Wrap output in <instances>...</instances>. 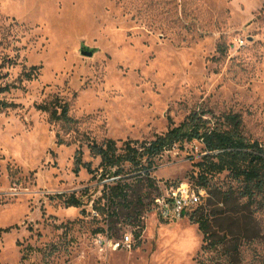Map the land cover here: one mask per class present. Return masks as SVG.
<instances>
[{
    "label": "rangeland",
    "instance_id": "374dc122",
    "mask_svg": "<svg viewBox=\"0 0 264 264\" xmlns=\"http://www.w3.org/2000/svg\"><path fill=\"white\" fill-rule=\"evenodd\" d=\"M4 60L0 85L14 87L0 98L18 106L0 112V264H264V196L241 198L228 172L208 182L224 192L215 244L191 214L167 222L153 210L169 186L196 185L197 141L156 158L103 215L93 209L112 179L74 170L79 150L98 168L90 142L151 140L201 110L241 116L244 136L264 144V0H0ZM32 66L38 77L22 79ZM55 96L78 120L77 132L61 130L70 145L37 109ZM71 195L83 205L69 206ZM127 233L132 248L114 249Z\"/></svg>",
    "mask_w": 264,
    "mask_h": 264
},
{
    "label": "trees",
    "instance_id": "16d2710c",
    "mask_svg": "<svg viewBox=\"0 0 264 264\" xmlns=\"http://www.w3.org/2000/svg\"><path fill=\"white\" fill-rule=\"evenodd\" d=\"M6 62L12 64L11 60ZM6 62L4 60L0 67ZM39 70V66H32L29 70L25 68L22 79L27 81L36 79ZM11 86L0 85V94L10 92ZM17 106L15 102L0 98V112ZM37 109L47 113L50 122L59 126L58 144L70 145L76 142L65 138L61 133L64 129L65 134L69 136L78 131V120L71 115L67 102L55 96L38 104ZM209 114L206 110L191 112L179 125L169 127L166 133L155 135L151 140H127L120 145L117 140L111 138L100 143L90 142L88 144L90 154L100 159L97 169H92L90 162L83 161V152L79 150L76 155L75 172H79L84 167L89 173L99 175L100 180L112 179L111 182L103 184L104 207H94V210L103 215L106 213V205L128 202L133 184L149 179L156 167V158L176 146L183 148L185 144L197 141L202 145L204 155L200 162L195 163L199 168L196 186L207 187L209 191L206 202H202L189 214L200 225L208 245L215 244V240L212 241L214 235L211 234L210 221L213 207L218 204L224 192L222 187L216 184L208 186V182L213 181L217 174L228 172L235 180L242 183L239 191L241 198L253 201L264 196V144L251 141L244 136L241 130V116L231 115L225 117V120H220ZM128 173L133 175L129 177ZM66 202L74 207L83 205L81 199L75 195H71Z\"/></svg>",
    "mask_w": 264,
    "mask_h": 264
},
{
    "label": "built area",
    "instance_id": "2783aa9c",
    "mask_svg": "<svg viewBox=\"0 0 264 264\" xmlns=\"http://www.w3.org/2000/svg\"><path fill=\"white\" fill-rule=\"evenodd\" d=\"M203 188L191 184L189 181H182L171 185L153 199V210L163 221H179L189 215V213L203 202ZM93 213H99L93 209ZM99 243L103 246L105 240L99 238ZM134 244L132 233H127L120 241L112 242L114 249L121 246L131 249Z\"/></svg>",
    "mask_w": 264,
    "mask_h": 264
},
{
    "label": "water",
    "instance_id": "95a60500",
    "mask_svg": "<svg viewBox=\"0 0 264 264\" xmlns=\"http://www.w3.org/2000/svg\"><path fill=\"white\" fill-rule=\"evenodd\" d=\"M87 54H88V55H92L93 53H92V52H88Z\"/></svg>",
    "mask_w": 264,
    "mask_h": 264
}]
</instances>
